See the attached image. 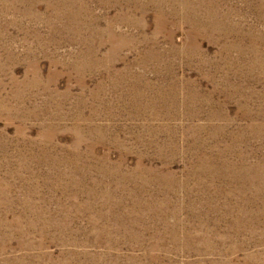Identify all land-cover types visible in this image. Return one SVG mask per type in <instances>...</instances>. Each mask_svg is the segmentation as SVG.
I'll return each instance as SVG.
<instances>
[{
	"label": "rangeland",
	"instance_id": "1",
	"mask_svg": "<svg viewBox=\"0 0 264 264\" xmlns=\"http://www.w3.org/2000/svg\"><path fill=\"white\" fill-rule=\"evenodd\" d=\"M0 264H264V0H0Z\"/></svg>",
	"mask_w": 264,
	"mask_h": 264
}]
</instances>
